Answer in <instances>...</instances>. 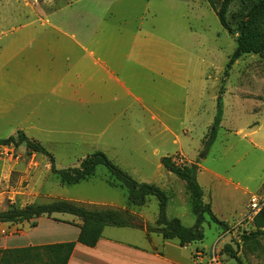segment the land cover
Wrapping results in <instances>:
<instances>
[{"label":"rangeland","instance_id":"rangeland-1","mask_svg":"<svg viewBox=\"0 0 264 264\" xmlns=\"http://www.w3.org/2000/svg\"><path fill=\"white\" fill-rule=\"evenodd\" d=\"M214 1L219 8L220 0ZM246 8L247 0H233L226 15L229 33L208 0H0V139L22 130L54 154L58 168L104 152L137 181L163 189L170 196L168 218L179 213L186 227L195 216L185 183L161 160L171 156L197 166L205 200L227 226L205 217V239L191 246L197 264H214V258L237 264L224 252L226 245L244 264H264V238L254 254L241 240L254 230L250 199L264 187V52L243 55L225 76ZM139 30L152 33L149 55L129 62L125 50ZM114 59L134 96L95 63ZM157 60L164 68L181 65L186 90L153 70ZM199 83L206 86L201 100ZM219 96L222 121L208 147ZM148 103H154L156 119L145 109ZM110 182L99 167L90 180L65 186L43 155L25 145L0 146V210L55 199L89 209L126 208L124 191ZM140 210L143 221L156 223L155 198Z\"/></svg>","mask_w":264,"mask_h":264},{"label":"trees","instance_id":"trees-1","mask_svg":"<svg viewBox=\"0 0 264 264\" xmlns=\"http://www.w3.org/2000/svg\"><path fill=\"white\" fill-rule=\"evenodd\" d=\"M216 12L221 25L231 33V26L226 15L233 0H220V7L214 0H208ZM247 12L238 23L242 35L238 38V45L230 56L225 76L233 64L245 54H259L264 52V0H247ZM222 121V100L218 97L217 114L214 119L208 147L216 140ZM25 145L30 153L41 154L48 159L51 172L61 184L75 186L93 178L99 167H103L109 176L112 186L124 191L127 197L126 208L89 209L81 204L66 199H55L46 203H29L24 206L9 204L0 210V223L22 224L31 223L41 217H47L57 222L62 221L54 217L55 214H68L78 218L82 224L78 225L80 234L77 242L94 247L103 237L106 228H131L146 231L148 235L157 234L164 240H178L185 247L193 243L203 242L205 232L203 224L205 217L221 228L226 229V223L221 221L213 211V207L205 200V191L198 180L199 168L197 166L182 165L171 156L163 157L162 165L178 179L185 183V191L191 206L195 223L186 227L180 218H168L167 210L170 196L154 184L139 182L129 173L116 165L104 152L97 151L88 155L75 167L58 168L56 159L43 144L28 137L22 130L17 135L0 139V146ZM151 198L158 201V218L154 225L146 223L139 216L138 211L145 207ZM36 227L37 223L32 222ZM254 230L242 235V242L251 254L262 248L261 240L264 238V208L253 219ZM76 242H67L51 245L33 246L16 249H0V264H68ZM263 251V250H261ZM224 252L236 260L237 264H244L238 252L231 245H226ZM260 257V256H259Z\"/></svg>","mask_w":264,"mask_h":264},{"label":"crops","instance_id":"crops-1","mask_svg":"<svg viewBox=\"0 0 264 264\" xmlns=\"http://www.w3.org/2000/svg\"><path fill=\"white\" fill-rule=\"evenodd\" d=\"M149 36L152 37V33L142 30H139L133 35V40L130 45L131 48L125 50V52H127L125 55L127 61L142 62L140 56L149 55L147 53ZM85 51L91 56L94 55L93 50ZM160 51L161 50H159L158 53H160ZM111 61H113L112 65ZM95 63L102 65L103 69L107 71L110 77L118 83L121 88H126L129 96H134L133 91H131L130 87L127 86L125 82L126 75L124 70L119 73L121 64L118 61L116 62V59L106 60L104 62L97 60ZM157 63L158 68L153 69L155 72L158 74L162 73V77L171 82L173 86L186 90L187 84L185 80H180V76L184 74V69H181V65H167L164 68L160 60H157ZM109 64L114 68L113 72L110 71ZM153 67H155V65ZM182 67L184 68V65H182ZM116 71L120 74L121 78L117 76ZM205 87L206 86L203 88V85L199 83V100H201L202 93L206 92ZM135 100L145 103L141 97H135ZM152 101L157 100L154 99ZM145 109L151 114L152 118H157V113L154 111V103L151 104V108L145 105ZM185 193L186 192H184V195ZM141 209H144V207ZM138 212L141 213V216L139 215L140 217H144L141 210ZM55 217L76 225L57 222L47 217L33 220L32 222L37 223L36 227L32 226V222H25L22 224L0 223V229L3 231V234L0 236V249H16L76 242L68 264H197L193 257V253L196 249H191L192 244L183 247L178 240H164L157 234L148 235L147 232L143 230H140L142 234L141 237H139L133 234L137 229L131 228L108 227L105 229L103 237L98 243L94 247H89L77 242L80 234L78 225L82 224L78 218L64 216L63 214L55 215ZM175 217L182 218L179 213L175 215ZM44 226L47 227V232H43ZM13 229L15 231L18 230L17 235H6V230L11 231Z\"/></svg>","mask_w":264,"mask_h":264},{"label":"built area","instance_id":"built-area-1","mask_svg":"<svg viewBox=\"0 0 264 264\" xmlns=\"http://www.w3.org/2000/svg\"><path fill=\"white\" fill-rule=\"evenodd\" d=\"M264 208V187L262 191L259 193H255L252 195L250 202H249V212H248V218L250 220H253L254 217ZM214 264H221V262L214 258L213 259Z\"/></svg>","mask_w":264,"mask_h":264}]
</instances>
